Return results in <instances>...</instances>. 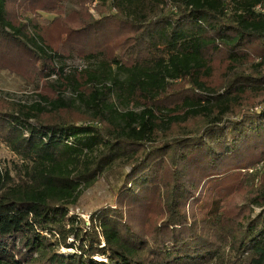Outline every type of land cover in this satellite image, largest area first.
I'll list each match as a JSON object with an SVG mask.
<instances>
[{"label": "trees", "instance_id": "1", "mask_svg": "<svg viewBox=\"0 0 264 264\" xmlns=\"http://www.w3.org/2000/svg\"><path fill=\"white\" fill-rule=\"evenodd\" d=\"M0 66L43 81L0 97V264H264V0H0Z\"/></svg>", "mask_w": 264, "mask_h": 264}, {"label": "rangeland", "instance_id": "2", "mask_svg": "<svg viewBox=\"0 0 264 264\" xmlns=\"http://www.w3.org/2000/svg\"><path fill=\"white\" fill-rule=\"evenodd\" d=\"M98 2L95 1L92 4H88L86 7L93 15L94 19H100V15L96 10ZM78 9V8H77ZM78 11V10H77ZM115 13V11H113ZM33 18L40 26L46 28H54L58 22V15L40 13L39 15L29 16ZM63 17V16H60ZM59 17V18H60ZM59 30L51 31L52 37L57 41ZM55 45V46H56ZM75 52V50H73ZM9 64L8 62H3ZM66 72L72 70H84L89 67L90 63L78 56L73 55L72 59L65 62ZM30 73V71H27ZM56 77H52L51 80H55ZM43 81L37 77V75L29 77L24 76L21 71L16 69H8V67L0 66V97H5L8 100L19 101L25 104L33 103L37 97L36 95L42 91ZM73 93H68V97H72ZM0 162L4 165L12 167L14 165H23L22 161L11 150L0 141ZM259 166L258 169H260ZM131 171L130 168L117 170L110 175L100 178L97 184L84 191L77 205L71 207V214L79 216L86 226H90L91 216L99 212L103 208L115 207V197L119 189L124 183L126 175ZM261 212V209H255L256 216ZM72 250L62 249V254L72 253Z\"/></svg>", "mask_w": 264, "mask_h": 264}]
</instances>
